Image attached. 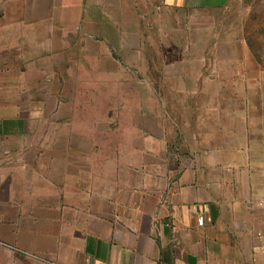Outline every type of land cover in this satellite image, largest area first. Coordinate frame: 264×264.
<instances>
[{"label": "crops", "instance_id": "0c3cea01", "mask_svg": "<svg viewBox=\"0 0 264 264\" xmlns=\"http://www.w3.org/2000/svg\"><path fill=\"white\" fill-rule=\"evenodd\" d=\"M232 1H10L16 14L0 17V49H30L40 73L56 56L85 57L79 71L88 56L113 71L101 63L110 60L129 80L113 86L146 89L143 143L132 144L143 159L104 191L97 171L88 181L85 161L73 181L75 145L48 146L64 154L44 158L43 145L25 139L24 116L7 107L23 97L22 70L0 56V246L10 264H264V67L249 62L241 38L220 48L216 18L206 16ZM45 160L48 178L24 176Z\"/></svg>", "mask_w": 264, "mask_h": 264}, {"label": "rangeland", "instance_id": "374dc122", "mask_svg": "<svg viewBox=\"0 0 264 264\" xmlns=\"http://www.w3.org/2000/svg\"><path fill=\"white\" fill-rule=\"evenodd\" d=\"M10 1L12 0H0V17L7 11L16 14L15 6L12 8ZM6 3H9L8 8ZM26 9L29 14V8ZM26 14L25 10L23 16ZM31 14L32 12L29 15ZM178 16L183 18L182 29L190 31L187 18L189 14L180 13ZM206 16L216 18L213 28L214 31L222 33L223 43L220 48L237 47L239 44H235L232 39L241 38L253 52L249 62L264 67V0H233L226 8ZM7 42L15 43L12 40ZM1 55L8 58L9 68L10 65L14 67L17 64L22 70L20 75L24 81L23 97L19 98L20 103H9L7 107L9 110H18V113L21 111L29 134L25 139L29 138L28 142L43 145L38 154L44 158L52 154L63 155L64 153H58L60 151H54L55 149L48 146L75 145L76 151L72 153V161L76 163L73 167L76 166L79 174L73 176V181L77 183L80 180L79 163L85 161L84 170L88 181L96 183L95 179L90 178L92 179L97 171V175L102 177L104 191L110 190L115 184L113 178L118 175V170L121 175H130L128 164L143 159L140 152L132 149V144L143 143L142 137L139 136L143 126L138 106L146 91L144 87L113 86L117 85L116 83L127 84L128 75L116 71V66L110 60L101 63L110 69L113 68V71L97 70L95 56H88V70L82 71H79V66L84 65L85 57L56 56L55 65L45 63V70L40 73L36 65L30 63L33 59L28 48L18 46L17 49L12 48L11 52L0 49ZM143 58L139 57V60L142 61ZM125 59L129 61L133 57L126 56ZM134 60V64L138 65V58ZM50 67H54V70H50ZM131 74L133 79H143L142 72ZM36 130L37 133L33 137L30 136V131L35 133ZM82 146L87 150L83 148L80 151ZM45 161L43 166L29 163L23 169L24 176L40 174L48 178L46 170L49 163ZM57 166L56 174L62 176L63 161L57 162ZM0 259V264H10L9 261L13 260L1 246Z\"/></svg>", "mask_w": 264, "mask_h": 264}, {"label": "built area", "instance_id": "2783aa9c", "mask_svg": "<svg viewBox=\"0 0 264 264\" xmlns=\"http://www.w3.org/2000/svg\"><path fill=\"white\" fill-rule=\"evenodd\" d=\"M259 205L264 209V197L259 200ZM209 210V207L206 203H202L199 205V212H198V224L204 225L205 224V214ZM259 237L264 239V226L263 229L258 233Z\"/></svg>", "mask_w": 264, "mask_h": 264}]
</instances>
